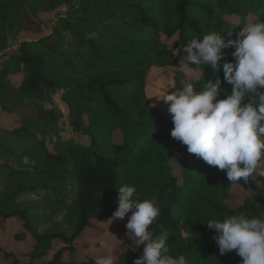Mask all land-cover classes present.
<instances>
[{
	"label": "trees",
	"instance_id": "trees-1",
	"mask_svg": "<svg viewBox=\"0 0 264 264\" xmlns=\"http://www.w3.org/2000/svg\"><path fill=\"white\" fill-rule=\"evenodd\" d=\"M68 1L0 0V129L22 152L10 174L29 173L33 191L69 179L77 187L70 208L77 224L70 236L37 234L26 211L0 204V228L21 218L31 235L24 232L16 238L32 242L25 261L0 243V262L41 264L60 241L65 247L42 264H78L66 255L76 252V241L95 221L113 220L118 188L129 183L137 187L140 200L156 198L160 215L150 232L153 237L169 233L170 255H185L189 264H242L235 250L220 254L216 233L206 223L242 212L264 218V169L247 182L241 178L230 183L225 172L188 153L187 146L171 136L169 104H151L147 77L153 67L171 68L174 91L192 83L197 93L216 75L223 80V63L233 60L234 48L223 50L215 71L207 65L181 66L187 63L183 47L210 32L234 40L244 26L264 21V0H84L54 22L51 31L35 18ZM17 26L31 39L3 50L9 40L4 30ZM18 76L23 78L21 86L16 84ZM222 87L231 93L232 85ZM60 88L66 90L71 137L56 126L60 115L39 103L48 97L46 91ZM224 98L222 92L218 99ZM27 104L28 111L21 112ZM9 116H16L14 126ZM7 153L0 142V155ZM234 188L242 191L236 200ZM142 252L143 246L133 245L120 258L123 264H134Z\"/></svg>",
	"mask_w": 264,
	"mask_h": 264
},
{
	"label": "clouds",
	"instance_id": "clouds-1",
	"mask_svg": "<svg viewBox=\"0 0 264 264\" xmlns=\"http://www.w3.org/2000/svg\"><path fill=\"white\" fill-rule=\"evenodd\" d=\"M229 47L234 48L233 60L223 63V80L216 75L199 93L187 83L172 94L165 93L162 100L169 104L171 136L186 145L188 153L225 172L230 183H237L264 169V21L244 26L234 40H225L220 32L192 38L183 47L187 63L182 61L181 66L207 65L218 71L223 50ZM223 83L232 85L230 94ZM222 92L225 98L218 99ZM23 162L28 164V157ZM115 203L112 219L127 216L128 235L135 238L136 248L143 246L134 264H189L185 255L169 254L167 231L156 237L151 234L150 226L160 215L155 197L140 200L137 187L125 183L118 188ZM206 225L216 233L213 239L220 254L235 250L242 264H264V218L242 212L209 219ZM94 264H115V258L97 256Z\"/></svg>",
	"mask_w": 264,
	"mask_h": 264
},
{
	"label": "rangeland",
	"instance_id": "rangeland-1",
	"mask_svg": "<svg viewBox=\"0 0 264 264\" xmlns=\"http://www.w3.org/2000/svg\"><path fill=\"white\" fill-rule=\"evenodd\" d=\"M84 0H72L66 4L59 6L53 11L40 13L35 15V18L41 23L42 26L48 31H51L52 24L60 17L68 16L74 6H79ZM228 21H235L236 18L226 17ZM8 35L9 40L7 45L3 48H14L18 44L31 39L20 27L4 30ZM36 37V36H35ZM34 38V37H33ZM196 70L187 71L189 74L197 75ZM173 72L171 68H157L153 67L147 77V94L151 104L157 107H163L166 103L162 100L165 93L172 94L175 91L172 87ZM17 86H21L23 78L18 76ZM47 98L39 100L40 107L46 110L54 111L59 114L58 126L64 129V136L71 137L73 128L70 127L69 109L65 103L66 90L63 88L55 91H46ZM26 102V101H25ZM24 102V103H25ZM27 104L21 112L28 111ZM1 109V108H0ZM3 112L0 110V123L3 125L2 120ZM9 124L14 126V121L17 120L16 116H9ZM5 125V123H4ZM6 126V125H5ZM52 135V131H49ZM61 135L62 132L60 131ZM57 137L54 135L53 140L56 141ZM76 140H79L76 138ZM30 144L35 145V141L28 138ZM0 142L6 145L8 153L0 155V204L9 209L10 211L18 208L26 211L32 217V228L37 234L50 233H66L69 236L74 232L77 224L76 215L71 212V205L77 197L76 183L72 180H66L63 183H51L47 188H36L33 191L32 186L34 180L31 179L29 173H10L15 171L18 164L15 162V157L21 155L20 149L16 148L13 140L0 129ZM118 143L119 140H116ZM261 169H257L259 172ZM25 189V190H22ZM233 200L236 197L242 196V191L234 188L232 190ZM129 216L131 213L128 214ZM128 217L117 220H105L102 222L95 221L94 226L84 232L82 236L76 241V252L66 255L67 258L75 260L78 264H94L97 256L113 255L115 264H123L120 255L124 251H129L134 245L135 238L128 235L126 224ZM31 235L25 228V221L21 218H12L7 221L4 229L0 228V243L1 248L12 252L27 260L23 257L24 254L31 252L30 247L32 242H20L17 240L16 235L21 233ZM30 234V235H29ZM65 247V244L60 241H55L54 248L50 250L49 255L42 258L41 264L48 261L55 252ZM3 259V258H2ZM0 259V260H2ZM0 264H3L0 262Z\"/></svg>",
	"mask_w": 264,
	"mask_h": 264
}]
</instances>
